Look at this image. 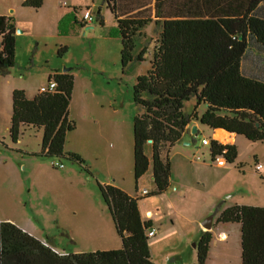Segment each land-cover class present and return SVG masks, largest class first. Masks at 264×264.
Listing matches in <instances>:
<instances>
[{
  "label": "rangeland",
  "instance_id": "rangeland-1",
  "mask_svg": "<svg viewBox=\"0 0 264 264\" xmlns=\"http://www.w3.org/2000/svg\"><path fill=\"white\" fill-rule=\"evenodd\" d=\"M43 1L37 11L24 8V0H0L1 13L7 14L8 5H18L17 13L12 15L18 24L16 31L26 30L16 32L15 67L0 76V222H18L32 236L49 240L61 254L100 251L113 239L122 246L98 182L113 180L110 173L116 172L133 195H140L143 185L149 182L151 172L142 185L136 186L133 173V123L138 113L133 87L137 77L147 73L150 63H135L123 72L121 39L114 18L105 9L101 15L103 26L97 20L100 12L95 7V20L89 26L92 28L65 23L58 33L59 22L64 19H73L75 15L81 22L86 7L80 4L92 5V0ZM93 1L98 4L100 0ZM76 2L78 7L71 5ZM152 37V28L148 26L137 38V52L146 45L151 52ZM248 44L251 51L256 42L249 38ZM249 64L250 52L243 61L244 71ZM64 71L74 77L69 119L76 125V130L67 136L64 152L78 155L85 162L83 167L67 159L31 157L29 150L39 152V134L25 133L18 147L29 152L22 155L8 134L13 88L33 96L48 86L50 77ZM190 109V105L185 107L186 111L191 112ZM205 109L202 106L200 117ZM203 131L204 135L191 139L192 145L185 146L188 141L180 143L171 154L172 176L189 187L185 203L164 195L140 202L145 219L148 210L157 212V221L168 235L164 246L170 250L184 251L188 244L189 250L197 251L200 235L196 236V225L201 226L210 217L216 222L226 206L248 202L264 207V144L236 137V162L218 167L211 162L210 146L203 145V140L210 139L214 131ZM116 138L123 140L122 157ZM194 153L205 154L204 164H200L202 156L198 157L199 162L193 160ZM222 227L236 228L241 234L238 224ZM240 234L225 249L209 254L207 264H241ZM153 240L149 239V243Z\"/></svg>",
  "mask_w": 264,
  "mask_h": 264
},
{
  "label": "trees",
  "instance_id": "trees-1",
  "mask_svg": "<svg viewBox=\"0 0 264 264\" xmlns=\"http://www.w3.org/2000/svg\"><path fill=\"white\" fill-rule=\"evenodd\" d=\"M150 1L104 0V3L117 24L123 72L146 60L147 45L137 52V38L142 31L151 23L160 29L156 46L150 52V68L137 77L133 87V100L138 107L133 123V173L137 186L151 165L146 154L150 145L156 187L149 193L152 197L171 186V151L194 120L212 130H225L264 144V82L244 76L241 70L250 48L248 39L253 38L256 47L264 46V20L253 16L264 0H204L202 6L201 2L193 1L198 13L204 9L208 17L163 16L164 11L180 3L156 0V19L146 7ZM23 6L38 10L43 0H25ZM74 12L77 14L78 10ZM97 20L100 26L104 25L100 14ZM15 34L13 18L0 15V76L7 75L16 65ZM52 80L57 84L55 91L39 93L33 99H28L24 90L13 92L9 136L16 144L23 128L43 129L41 150L32 156L67 159L83 167L85 162L78 155L64 152L68 133L76 129L69 120L74 77L69 73L55 74L49 83ZM192 99L197 101L194 111L186 114L185 104ZM202 103L208 108L199 118L196 110ZM209 146L212 163L219 156L225 158L226 164L236 162L238 149L234 144L211 140ZM98 187L121 239L120 249L58 254L49 240L42 242L4 222L0 223V264H155L147 237L151 222L142 219L140 199L112 185L98 182ZM218 221L241 225V264H264L263 207L236 205L223 211ZM211 242V233L203 232L196 264H207Z\"/></svg>",
  "mask_w": 264,
  "mask_h": 264
},
{
  "label": "crops",
  "instance_id": "crops-1",
  "mask_svg": "<svg viewBox=\"0 0 264 264\" xmlns=\"http://www.w3.org/2000/svg\"><path fill=\"white\" fill-rule=\"evenodd\" d=\"M100 1H99L98 4H96L92 0V5H89L88 2L87 3H84L83 2V4H80V5H84L86 7V9L90 10L91 12H92L93 8L96 7L98 9V11L100 12V15H102V16H103L102 9H105V10H107L110 13V11L108 10L106 4L104 3V0H102L101 2ZM176 1L178 3H180V6H174V7L168 8L167 11H164L165 14L163 16H170V17H190V16L191 17H193V16L208 17L209 16V14H204L203 13L204 12V9H201L200 10V12H202V13H198V11L194 8V4H193V1H196V0H176ZM197 1L201 2V6L203 5L202 3H204V0H197ZM43 3H44V1H43ZM155 4H156V0H151L150 3L146 6V7H149L151 9V17L153 19H156V17L158 16L157 10H156V5ZM71 5L74 6V7H78L77 5H79V2H76V3L71 4ZM79 7H81V6H79ZM24 8H26V7H24ZM27 9H33V8H27ZM40 9H38V10H40ZM74 9H76V8H74ZM17 11H18V5L17 6L8 5V6H6V12H7V14H5L4 12H2V13L0 12V15L1 16H7V17H13L12 15L13 14H16ZM137 11H140V9L137 10ZM110 15L114 18V16L111 13H110ZM253 16L264 20V1L256 8V10L253 13ZM97 17H98V15H97ZM61 18H62V16H60L59 19H61ZM13 20H14V17H13ZM76 21H77V19H76L75 15H74V18L73 19L72 18L71 19L70 18L69 19H64V21L62 22V25L65 24V23L66 24L68 23L70 26H72L71 23H73L74 25H80L82 29L84 27H86V29L92 28V27H89L90 26L89 24L83 23L82 21L81 22L77 21V23H76ZM14 23H15V20H14ZM103 23H104V19H103ZM60 24H61V22H59V26H60ZM83 25H84V27H82ZM16 26H18V24L15 23V27ZM116 26H117V24H116ZM148 26H151V28H152V33H153V37L152 38H154V41L153 42H154V47H155L156 46V40H157L156 39V36H158V33L160 32V30L156 33L157 27H156L155 23H151ZM60 28H61V26H60ZM59 29H58V33L60 32ZM21 33H26V30L25 29H21ZM142 33L144 34V30L142 31ZM15 37H16V34H15ZM16 40H17V38H16ZM147 49H148L147 51H149V47ZM248 52H250V64H249L248 70L247 71H244L243 61H244V58H245V56L247 55ZM245 56H244V58L242 60V64H241V70H242L243 75L246 76V77H248V78H250V79L257 80V81H260V82H264V46L263 47H256L255 46L254 49H252L251 51H250V48H249L248 51L246 52ZM145 59H146L145 61H148L149 60V63L151 62L152 56H151L150 52H147L146 53ZM120 64H121V62H120ZM12 69L13 68H11L9 70V72ZM64 73H67V72H58L57 74H64ZM14 90H15V88H13L12 93H13ZM25 94H26V96H27L28 99H33L34 97H36L39 94V92H37L33 96L28 95L26 93V91H25ZM196 102H197L196 99H192L191 101L187 102L185 104V107L188 106V105H190L191 106V109H190L191 112L186 111L185 110V107H184V112L186 114H192L193 111H194V107L196 105ZM70 105H71V103H70ZM202 106H206L205 111H202L203 114L206 112V110L208 108V105L207 104H204V103L200 104L198 106L197 110H196V113H197L198 117H200V113H201ZM69 110H70V107H69ZM11 117H12V114H11ZM193 125H196L197 126V128H198V132L197 133H198L199 136L205 134V132L203 131V128H209L207 126L202 125L199 120L192 121L191 124L187 127L185 133L183 134V137H182L181 142H179L178 144H176L174 146V148L171 151V154L175 150V148H179L180 143H183L185 141L191 142V139H193V138L196 137V136H193L191 134V126H193ZM10 126H11V118H10ZM10 126H9V129H8V134H9ZM210 130H212V129H210ZM22 131H23V133H22L19 141L16 143L17 149L19 148L18 150L19 151H22V153H20V154H22V155L23 154H27L29 151L31 153H38L37 151H34V150L33 151L32 150H29L27 152V150L25 151L23 148L18 147V145L19 146L22 145L23 140H24L25 133H29V134H33V135L39 134L40 140H39V145H38V147H39L38 148L39 149L38 151H40L41 150L42 137H43V129H36V128H32V127H26V128H23ZM212 131H214L213 136L212 137L208 136V137H210V139H207V140H210V141L211 140H217L216 139V131L217 130H212ZM105 132H106V129H105ZM112 132H113V130H112ZM70 133H68V134H70ZM114 133L116 134L115 131H114ZM234 135H235V137H234L233 141L231 143H229V144H233V142L235 141V138L236 137H241V136H237L236 134H234ZM116 141L118 142V145H119V148L117 150H119L118 152H120V151H122V148H123L122 147L123 146V140L122 139L120 140L119 138H116ZM185 146H187V145H185ZM148 147H146V154H147L148 158L150 159L151 165H150L149 171L145 174V176H143L139 180V182H138L139 186H140V184L142 185V182H143L144 178L148 175V173H150V172L151 173H150V177H149L150 178L149 179V182H146V184L143 185V187L141 188L140 195H138V192L135 195H133L131 192H129L125 188V186H123V184L121 182L122 180L120 179V177L118 176V174H116V172H112V174L110 173V175H111V177H112L113 180H106V181H103V183L106 184V185L115 186V187L123 190L124 192H126L129 196H131L133 198H139L140 199L138 201V205H139V210H140V213H141V216H142L143 221H150L151 222V227L157 230L156 236L153 237V239H155V240H153L152 242L149 243V250H150L151 258H152V261L155 264H196L197 263V251L195 249L189 250V245L188 244H186L184 251L179 250L177 248H174V249L171 248V250H170V249L167 248V246L166 247L164 246V242L166 241V238H168V235H167V231L165 229H163L162 224L161 223H158V221H157V219H158V218H156V216H157L156 213L157 212L153 213L152 210H148L146 212V219L142 215V212H141V209H140V202L143 199L144 200L145 199H149V198L150 199H153V198H157L159 196L164 195V196H170V198H174V199H176V200H178L180 202L185 203V201L188 199V192H189V187L188 186H185L183 184H180V182L178 180L174 179V174L172 176V168H174V164L171 161V154H170V162H171V186L168 188V190L166 192H164L161 195L152 196V197H149V195L148 196H145V197L141 196V193H142L143 190H148L150 193H152L156 189L155 183H154V179H153V170H152V148H151L150 145H148ZM6 149L8 151H10V150L12 151V148H10L9 146H6ZM180 150L182 151V149H180ZM199 153H197L198 156H196L195 153L193 154V158H194L193 160L199 162L200 160H199L198 157L199 156H202L203 157L202 158L203 163H200V164H204V162L206 161L205 160V154L202 153V155H200ZM122 156L123 155L121 153V157ZM31 157L36 158V156H31ZM210 159H211V162H212L211 154H210ZM236 205H238V206H253V207H256V206H254L251 203L242 202L241 204L238 203V204H235L233 206H226L227 208L225 207L223 209L227 210V209H229L231 207H234ZM225 210H223V211H225ZM0 223H4V222H0ZM9 223H12V222H9ZM12 224L16 225L22 231L28 233L27 231L23 230L25 228L23 226H21V224H19L18 222H15L14 221ZM226 224H234V223H221L218 220L216 222H215V220H213L212 228L209 231L205 230L202 227V225L201 226L196 225V227H197V229H196V231H197L196 232L197 233L196 236L198 237L200 235V239H201V236H202V233L203 232H209L212 235V242H211L210 251H209V254L210 255H213L214 254V252H215L214 250L215 249H218V250L219 249H222L223 250V249H225V247H228L232 243V241H231L232 238L233 239L234 238L236 239V237L237 238L239 237V234L240 233L237 232L238 229H236V228H230V227H222V225H226ZM238 225H240V224H238ZM240 229H241V225H240ZM29 235L32 236V234H29ZM32 237L36 238L35 236H32ZM240 237H241V234H240ZM36 239L37 240H40L42 242H45L46 241V240H42V239H39V238H36ZM111 240H112V238H111ZM121 247L122 246H120V243H117L113 239L111 243L106 244V246L103 247L100 251L118 250ZM53 249H54L55 252H57L55 248H53ZM57 253L58 254H61L59 252H57Z\"/></svg>",
  "mask_w": 264,
  "mask_h": 264
},
{
  "label": "built area",
  "instance_id": "built-area-1",
  "mask_svg": "<svg viewBox=\"0 0 264 264\" xmlns=\"http://www.w3.org/2000/svg\"><path fill=\"white\" fill-rule=\"evenodd\" d=\"M95 18H94V15L93 13L90 11V10H85L84 14H83V17H82V22L86 23V24H89V25H92L93 22H94ZM57 88V84L54 80H52L47 87H42L39 91V93H52L55 91V89ZM211 141L210 140H207V139H204L203 140V145L204 146H207V145H210ZM218 167H223L226 165V160L224 157L222 156H219L215 159V162H214ZM61 165V164H60ZM149 191L148 190H143L142 193H141V196H147L149 195ZM157 234V230L154 229V228H150L148 231H147V237L149 238H153L155 237Z\"/></svg>",
  "mask_w": 264,
  "mask_h": 264
},
{
  "label": "water",
  "instance_id": "water-1",
  "mask_svg": "<svg viewBox=\"0 0 264 264\" xmlns=\"http://www.w3.org/2000/svg\"><path fill=\"white\" fill-rule=\"evenodd\" d=\"M16 32L21 33V30H18ZM240 39L242 40V38H240ZM64 72H66V71H64ZM223 131H225V130H223ZM197 132H198L197 126L196 125L191 126V134L193 136L200 137ZM225 132H227V131H225ZM227 133H229V132H227ZM151 143H152V141H149V144H151ZM185 144L188 145V146L191 145L190 142H187ZM212 223H213V217H210L206 222L202 223V227L205 230L209 231L212 228Z\"/></svg>",
  "mask_w": 264,
  "mask_h": 264
},
{
  "label": "bare ground",
  "instance_id": "bare-ground-1",
  "mask_svg": "<svg viewBox=\"0 0 264 264\" xmlns=\"http://www.w3.org/2000/svg\"><path fill=\"white\" fill-rule=\"evenodd\" d=\"M216 137L221 143L229 144L233 141L235 135L232 133H227L223 130H217L216 131Z\"/></svg>",
  "mask_w": 264,
  "mask_h": 264
}]
</instances>
